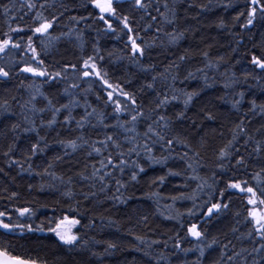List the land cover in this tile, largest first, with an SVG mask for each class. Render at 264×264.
<instances>
[{
  "label": "trees",
  "instance_id": "obj_1",
  "mask_svg": "<svg viewBox=\"0 0 264 264\" xmlns=\"http://www.w3.org/2000/svg\"><path fill=\"white\" fill-rule=\"evenodd\" d=\"M37 2L42 3L43 0H37ZM59 2L60 0H57L56 9H48L44 15L49 17L53 13L59 15V12L63 11L58 7ZM64 2L68 4L69 10L60 17L57 24L50 30V34L56 37L60 36L61 32L67 33L70 28H75L82 33V39L78 40L73 34L71 37L62 36L59 40H53V46L49 48L47 54L42 53V58L45 60V66L49 71L61 70L66 64H76L77 72L72 73L69 70L68 73L72 75V80L57 79L44 83L46 78L33 77L29 73H21L18 76L13 75L10 79L0 80V103L8 100L11 105V111L8 113L3 112V109L0 108V167L9 173L7 176L0 173V211L7 212L11 217L10 221L8 216L3 217L6 223L19 221L20 223L31 224L33 229L44 225V231L15 229L8 232L0 228V248L7 249L12 256L25 259L38 258L46 260L48 264H157L158 261L159 264H192L198 253L189 252L185 254L174 249L173 244L177 242V233H179L178 239L181 247L192 248L196 241L187 236L185 228H181L177 221L166 219V216L170 214L166 206L172 204L168 197L178 195L181 191L191 194L196 188V181L186 179L187 176L192 175L191 170L185 171L186 164L179 161L177 157L178 153L187 149L177 146L176 152L173 153V157L177 158L170 159L166 166H149L143 151H141L139 158L134 154L130 155L128 159L130 161L138 159L139 163L145 167L146 172L139 174L138 182L130 180V172L133 170L131 167L126 168L123 175L119 172L113 173L115 179H120L127 184L126 188L121 189L124 197H130L126 203L106 198L115 192L116 184L112 177L109 178L110 187L107 193L99 192L100 185L97 183L96 188L91 189L97 191V195L95 197L90 196L88 200H85L81 190L89 192L91 182L81 180L76 174L81 171H84L85 174L90 173L93 164L99 167L97 161L101 157L95 154L88 157L84 150L64 155L61 145L55 142L57 139H74L81 133L94 141L103 139L105 134L113 133L112 128H104L98 124L95 118H92V124L96 125L95 129L86 126L85 129L80 130L76 128L75 122L71 125H64V113H61L57 125L52 129L42 128L40 134L47 136L50 147L34 159L31 171L21 172L16 165L9 169L2 152L6 150V144L11 141L12 137L17 135L11 131L13 124H21V128L17 130L19 133L17 139L19 151L15 154L16 158L22 159L21 152L26 151L28 145L37 139L35 133L23 131V127L26 126L23 117L32 114L21 107L30 99L32 90L27 85L33 82L41 85V90L46 96L53 99L57 106L68 102V97L63 92L64 88L68 87L70 82L80 83V88L74 90L75 96L73 97L79 100L81 105L73 109V115L76 119L83 115V105L87 101L98 112L103 111L105 113L107 117L105 123H116L113 113L114 106L104 103L107 92L113 91V89H108L106 86L102 87L99 83H93V90L85 93L83 90L88 88L89 81L94 78H78L81 76L82 58L87 59L88 56L94 55L97 57L96 63L99 68L107 71L106 79L113 84L114 88L119 85L125 91L134 93L138 105H141L142 110L146 113L148 109L155 106L157 94L172 90L173 76H176L175 89L199 93L186 110V118L176 121L175 127L186 134L192 145L201 152V165L203 166L198 168V174L207 180L208 184H213V174H215V186L211 190L213 193L211 202H216L219 199L216 193L224 190L226 183L230 180H248L249 185L256 187V181L251 179L252 173L260 171V164L256 162L255 156L248 161L247 169L236 166L235 159H232L231 163L227 160L223 161L225 168L221 170L218 167L220 161L217 159V152L231 138L229 130L240 120H245L246 124L250 120L251 123L248 127L253 132L264 125V116L258 112L253 115L250 111V101L255 100L257 104L264 103V78H260L259 69H255L250 63L251 53L259 54V48L254 49L253 45L264 44V21L257 19L250 31L242 28L239 22L234 21L233 17L237 15L238 11L245 10L244 0H167L169 7L175 12L174 16L169 17L173 20L171 24L163 22L154 7L148 9V12L151 13L148 15L143 10H134L131 7V0L119 1L121 6L118 11L129 16L133 29L131 35L138 37L137 43H140L145 49L143 57H139V63H137L131 57V42L127 38V30L121 31L122 24H117L113 20L116 33L106 32L104 31L106 26L96 18L98 10L92 6H83L87 5L88 0H64ZM21 3L23 0H0V38H4L3 32L8 31L5 24L7 17L3 15V6L12 7L13 4H16L17 7L11 14L15 16ZM160 3L162 5L164 0H160ZM24 11L27 12L28 10L24 9ZM161 11H164L162 7ZM31 15L30 13L25 16L23 20L9 22L12 23L13 27H16L17 24L25 27L32 24ZM73 16L77 18L84 16L85 19L76 24L70 20V17ZM151 16H156L157 19L152 20ZM244 20L245 17H241V22ZM221 21H223L224 27L219 26ZM157 28H161L159 33L156 31ZM173 32H182L184 35L173 43L167 35V33ZM28 34L30 33L20 34L24 37L22 43L26 44ZM13 38L17 39L18 37L13 34ZM238 41L240 42L239 45ZM33 42L39 50V41L34 37ZM205 51L209 53L207 59L202 55ZM30 56L31 53L24 56L23 52H16L12 59L16 61L21 58L28 60ZM99 56H103L104 59L100 60ZM181 56H185L186 59L181 61L179 59ZM219 57H223L224 60L220 62ZM210 62L213 65L219 63V67H206ZM3 63L4 61L0 60V64ZM174 64H178L179 68L169 69V65ZM19 67H23V64H20ZM198 69H203V72L198 71ZM16 71H19V68ZM189 72L194 73L195 76L188 77ZM223 73H227V76L222 75ZM232 73H235V78L239 83L225 89L224 83ZM205 74L208 77L207 83L204 80ZM154 76L157 77L155 88L148 89L146 85L153 83L152 78ZM253 77L257 78L254 79ZM239 91L245 92V99L237 110L232 107L231 102L233 98L239 99L236 96ZM97 94L101 99H97ZM114 96L120 98L122 104H130L125 97L119 96L118 89L114 92ZM12 97L16 99L13 100ZM34 103L37 108H42L46 101L38 96ZM30 107L31 105H29ZM90 110L91 108H89ZM181 110H183L182 99L168 105L166 114L175 120V114ZM163 112L164 110H161L162 114ZM205 112H211L216 119L211 121L205 119ZM50 116V112L43 114L45 121ZM34 118L39 127L40 114L38 113ZM121 119L126 120L130 117L124 113ZM193 120L195 124L192 123ZM69 128L72 131H69ZM144 129L145 124L142 122L138 126V131L143 132ZM115 131L119 133L118 139L126 151L130 145H127L124 140L123 129H116ZM221 132L223 136L220 135ZM205 133L208 137L207 146L201 148L198 143L199 137ZM259 138L257 136V139ZM140 143L143 144L144 140H141ZM110 150L115 155V149ZM250 150L251 145H249ZM241 151L243 152V149ZM154 154L160 156L161 152L157 150ZM163 154L166 155L167 153ZM189 154L191 155V153ZM244 154L247 158V153ZM57 156H61L63 159L56 160L55 157ZM48 162L54 165L50 171L55 172L56 175L64 176L65 181L69 176H72V185L51 181L47 176L42 178L35 175L36 172L47 167ZM86 165L87 169H85ZM168 168L173 171H180L182 175L178 177L169 176L162 187L158 188L157 185L150 187V178L164 175ZM107 170L110 171L111 168ZM261 175L264 178V173ZM53 183L55 187H49V184ZM186 183L188 187H184ZM42 184L45 186L43 191L40 190ZM29 185L33 187L30 189ZM68 187H71L72 191L76 193L75 198H68L62 194ZM157 188L161 193L159 207L154 200L148 199L146 196V193L155 191ZM12 192H17L19 195L11 197ZM208 192L209 189L205 187L202 192L198 193L199 198L196 201L198 205L203 200L208 199ZM224 201H230L229 209L222 210L218 217L209 220L203 214L193 217L185 216L183 219L185 227L190 222L197 223L200 230L205 232L209 242L213 237L222 243L231 240L235 249L229 245V254L233 250L240 251L243 248L251 251L253 247H259V238L255 233L251 238L247 236L252 225L244 223V217L247 214L246 208L251 207L247 205L246 196L240 194L238 190L230 189L225 192ZM69 206L79 208V213L69 211ZM191 206V201H177L174 208L180 212H186ZM23 207L35 209L36 215L21 217L16 209ZM161 212L164 215H161ZM237 212L240 213L239 216L236 215ZM62 215H67L70 219H81V225L76 226L73 232L80 235L82 240H89L88 246L70 249L68 245L59 241L54 233L47 230L50 226L48 222ZM144 215L149 218L147 222L141 220ZM90 221H94V223H89ZM84 225H88V227H84ZM233 227L237 228L238 231L233 232ZM136 236L143 237L146 243L141 244L136 240ZM93 237L95 241L101 242H93ZM152 240L161 242L166 240L167 247L160 243L153 244L149 248L147 242ZM107 242L115 243L117 247L107 249ZM106 249L107 251H105ZM219 251L220 245H215L213 249L207 250L204 264H212L214 260L218 259ZM145 252H148L149 255H145ZM93 253H97V255H93ZM161 253L165 255L166 260H160ZM253 256H255L256 261H260V256L253 254L248 257V264H252ZM260 264H264V262H260Z\"/></svg>",
  "mask_w": 264,
  "mask_h": 264
},
{
  "label": "snow or ice",
  "instance_id": "obj_2",
  "mask_svg": "<svg viewBox=\"0 0 264 264\" xmlns=\"http://www.w3.org/2000/svg\"><path fill=\"white\" fill-rule=\"evenodd\" d=\"M85 7L92 6L95 10H98L96 13V18L103 22L106 26L104 31L109 33H116V28L113 27V20L117 24H122L123 28L121 31L127 30L128 40L130 43V51L131 57L134 62L139 63V57H143L145 49L142 47L140 43H137L138 37L131 35L133 29L130 23V19L128 15H124L122 11H118L120 9L119 0H88L87 5H83ZM232 6V5H229ZM16 4H13L12 7L8 5L3 6V15L7 17L5 24L7 26L8 31L3 32V37L0 38V60H3L4 63L0 64V80H7L13 77V75H20L21 73H29L33 77H41L46 78L43 82L47 83L49 81H56L57 79H63L65 81H71L72 75L68 74L69 70L72 73L77 72L76 64H66L61 70H53L49 71L45 66V60L42 58V53L47 54L50 47L53 46V40H59L62 36H73L75 34L78 40L82 39V33L78 32L75 28H70L67 33L61 32L60 36L53 37L50 34V30L53 29V26L57 24L60 17L64 15L65 12L69 10V6L64 0H60L59 9L63 11L59 12V15L51 14V16H45L44 12L48 9H56L57 8V0H43L42 3H38L37 0H23V3L19 5V10L15 16H12L13 10L16 9ZM131 7L134 10H143L148 15H151L148 12L149 8H153L162 18L165 23H173V20L170 19V16H174L175 12L172 8L169 7L167 0H164V3L161 5L160 0H131ZM161 7L164 11H161ZM24 9L28 11L25 12ZM38 9V10H37ZM244 11H238L237 15L233 17L234 21L239 22L240 26L244 29L251 30L254 26L257 19L264 21V0H244ZM31 15L32 24L26 25L25 27L19 26L17 24L16 27L12 26V23L9 21H17L23 20L25 16ZM241 17H245V20L241 22ZM84 16H80L79 18L73 16L70 17V20L79 24L81 20H84ZM152 20H156V16H151ZM220 27H224L223 21H221ZM151 27V25H149ZM156 31L159 33L161 28H157ZM30 33L27 35L26 44L21 41L24 39L21 36V33ZM13 34H15L18 38L14 39ZM170 37V41L175 43L179 39L183 37V33H167ZM239 35V34H237ZM39 41L40 49L35 46L33 42V38ZM46 38V39H45ZM238 41V45H239ZM253 48H259V54L256 52H252L250 55V63L254 66L255 69H259L260 78H264V44L262 45H253ZM236 51V49H233ZM16 52H23L24 56H28L31 53V56L28 60H24L21 58L19 61L13 60L12 57ZM202 55L207 59L209 57L208 52H203ZM100 60H103V56L98 57ZM181 61L185 60V56H181L179 58ZM97 57L92 55L88 56L87 59L81 60L82 62V70L81 76L78 78H94L89 81V86L87 89L83 91L85 93L91 92L92 84L99 83L101 86H106L108 89H113V91H108L106 98H104L105 105L114 106L113 113L114 118L116 119L115 124H107L105 120L107 119L105 113L103 111H97L96 108L91 107L87 101H85L84 113L79 118L73 115V109L75 107H80L79 100L74 99L75 96L74 90L80 88V83L70 82L68 87H65L63 92L68 97L67 103H61L59 106L53 102V99H50L45 93L41 90V85H37L35 82L27 85L30 92V99L23 104L21 107L29 111L32 115H25L23 120L26 126L23 127V131L25 133H35L37 139L35 142H31L28 145L26 151L21 152L22 159L16 158V152L19 151L17 147V139H18V129L21 128V124H13L11 125V131L16 133L9 143L6 144V150L2 152V155L6 158L5 163L9 169L16 165L19 167L20 171H31L33 168V161L36 157H38L41 153H44L49 147V143L47 142V136L41 135L42 128L52 129L58 123V118L61 113H64L63 124L71 125L73 122L76 124V128L83 130L86 126H91L93 129L96 128L95 124H92V118H95L98 124L102 125L104 128H112L114 131L112 134H105L103 139L90 140L86 138L83 133L77 136L74 139H57L55 142L61 145L64 151V155H70L71 153H75L79 150H84L88 157H92L95 154L98 157H101L96 164H93L92 171L88 174H85L84 171L78 172L76 175L80 177L83 181L91 182L89 185V192H83L81 190V194L84 196L85 200H88L89 197H95L97 195V191H92L91 189L96 188L97 183H99L100 187L98 189L99 192L107 193L110 187L109 178L113 177L114 172H119L121 175L125 172L126 168L131 167L133 170L130 172V180L132 182H138L139 174L145 173V167L139 163L137 160H129L128 157L130 155H136L137 158L140 157L141 151L145 153L146 161L149 166L152 165H161L166 166L170 159L177 158L179 161L186 164V169L191 170L192 175L187 176V180L196 181V188L193 190L191 194L186 192H179L178 195L169 196L168 199L172 201V204L166 206L169 210L170 214L166 216L168 220L177 221L181 228H185L188 237L193 238L196 243L192 248H184L181 247V243L178 239L179 233H177V242L173 244L174 249H178L179 251L187 254L189 252H197V258L192 264H204V258L206 257V251L213 249V246L220 245L219 257L214 260L212 264H248V257L253 254L260 256V261H256L255 256H253L252 264H260V262H264V178H262V173H264V125L260 128L255 129L253 132L250 130L248 125L251 123L249 120L247 124L245 120H240L238 123L234 125L229 131L231 133V138L223 144L222 147L218 149L217 159L220 161L218 167L221 170H224L225 164L223 161L227 160L229 163L232 162V159H235V165L240 168L247 169L249 164L248 161L255 156L256 162L260 164V171L254 172L251 175V179L256 181V187L249 185L248 180L243 181H228L226 183L225 189L220 190L216 193L219 199L216 202H211L213 200L212 189L215 186V180L213 174V184H208L207 180L201 177L198 174V168L202 167L201 165V152L197 150L196 147L192 145L188 136L181 131H179L175 127L176 121H181L186 118V110L191 105L193 99L199 95L198 92H187L183 89H175V81L176 76L172 77V90L170 92H161L157 94L155 100V106L153 108L148 109L146 113L142 110V106L138 105L137 100L135 98L134 93H130L120 88L117 85L115 88L112 83L106 79L108 73L106 70H102L96 63ZM224 60L223 57H219V61L222 62ZM20 64H23V67H19ZM219 67V63L213 65L211 62L206 65V67ZM179 68L178 64L169 65V69L171 68ZM19 68V71H16ZM198 71L203 72V69H198ZM222 75H226L227 73H223ZM249 75H251L249 73ZM163 77V74H161ZM195 74L192 72L188 73V77H194ZM256 79L257 77H253ZM153 83H149L146 85L148 89L155 88V81L157 77H153ZM207 75H204V80L207 83ZM246 82V81H245ZM239 83V81L235 78V73H232L231 76L228 77V80L224 83V88L229 89L233 85ZM24 86L23 84L21 85ZM119 90V96L125 97L130 104L125 105L122 104L120 98L114 96V92ZM42 97L46 104L42 108H37L35 105V101L37 97ZM236 96L239 99L233 98L232 107L234 109L239 110L242 102L245 99V92L239 91L236 93ZM15 100V97H12ZM97 99H101V97L97 94ZM182 99L183 110L179 111L175 114V120L172 116L167 115V107L174 101H179ZM251 108L250 111L253 115L257 114V112L264 116V103L257 104L255 100L250 101ZM29 105L31 107L29 108ZM0 108L3 109V112L8 113L11 111V105L8 100H4L0 103ZM89 108L91 110L89 111ZM161 110H164L163 114ZM46 112H50L51 116L46 121L43 118V114ZM40 114V126H37L36 119L34 118L37 114ZM127 113L130 119L122 120L121 116ZM154 114V115H153ZM245 116L247 114L245 113ZM204 118L211 121L215 120L216 117L211 112H205ZM145 124V129L143 132L138 131V126L141 123ZM195 124V121H192ZM116 129H123L124 140L127 145V150H124V145L121 144L118 139L119 133H117ZM69 131H72L69 128ZM59 136V133H57ZM223 136V133H220ZM257 136L260 138L257 139ZM7 139V137H5ZM144 140V143L141 144L140 141ZM207 134H203L199 137V147L205 148L207 146ZM99 145V146H98ZM249 145H251V150L249 151ZM180 146L186 151L182 153H178L177 157H173V153L176 152V147ZM110 149H115V155ZM243 149V152L241 151ZM159 150L161 152L160 156H156L154 153ZM167 153L166 155L163 153ZM191 153V155L189 154ZM244 153H247V158ZM56 160H61L63 157L57 156ZM27 165V167H25ZM54 165L51 162L47 163V167L43 168L42 171L36 172L35 175L44 177L47 176L51 179V181H58L61 184H67L69 186L73 183V177L69 176L67 181H65V177L62 175H56L55 172L50 171ZM111 168L110 171L107 169ZM87 169V165L85 166ZM0 173H4V175H9L8 172H5L3 167H0ZM182 173L180 171H173L171 168H168L167 172L164 175H159L153 178H150V184L157 185L158 188L162 187L169 176H181ZM115 192L107 196L108 200L119 201L120 203H126L127 199L130 197H124L121 189L126 188L127 184L122 182L120 179H115ZM33 186L29 185L31 189ZM44 185L40 186V190H44ZM49 187H55V184H49ZM184 187H188L187 183ZM207 187L209 189L208 199L203 200L201 204H197L196 201L199 198L198 193L202 192L203 189ZM155 190L149 193H146L148 199L154 200L159 207V200L161 199V193L159 190ZM234 189L238 190L240 194H244L246 196L247 205H250V208H246V216L244 217V223L251 224L252 228L247 232V236L251 238L255 233L259 238V247H253L251 251L248 249H241L240 251L233 250L231 254L228 252L229 245H232V241L228 240L227 243H222L217 238L213 237L209 242L204 231L200 230V226L197 223H189L187 227L183 222L185 216L193 217L198 214H203L209 220L213 217H218L222 210L229 209V202L224 201L225 192ZM119 193V195H117ZM65 197L75 198L76 193L72 191L71 187H68L66 191L62 193ZM19 193L12 192L11 197L18 196ZM177 201H191L192 206L186 210V212H180L178 209H175L174 206ZM79 203V201H77ZM174 210V214H173ZM16 211L19 213L21 217L24 216H35L36 210L23 207L18 208ZM69 211L79 213V208H72L69 206ZM164 215L163 212L160 213ZM237 216L240 215L239 212L236 213ZM8 216L9 221L11 217L7 212L0 211V228L7 230L8 232H12L15 229H26L27 231H44V225L42 224L39 228L33 229L31 224L20 223L19 221L15 223L5 222L3 217ZM148 216L144 215L141 217V220L144 222L148 221ZM207 222V221H205ZM48 231L54 233L55 236L59 238L64 245H68L71 248H82L88 246L90 241L87 239L82 240L81 236L74 233L73 229L76 226L81 225V219L73 218L70 219L67 215H62L59 218H54L49 222ZM89 223H94V221H90ZM239 223V221H238ZM84 227H88V225H84ZM233 232H237L238 229L233 227ZM243 235V234H242ZM172 239V237H170ZM187 239V237H185ZM136 240H138L141 244H145L146 241L141 236H136ZM92 241L95 243H100L101 241H95V238H92ZM163 243L165 247H167V241H158L152 240L147 242V246L151 248L153 244ZM117 245L115 243L107 242V249L116 248ZM233 249H235V245H232ZM107 249L105 251H107ZM93 255H97V253H93ZM145 255H149L148 252H145ZM160 260H166V257L163 253L160 255ZM0 264H48L46 260L42 259H34V258H21L18 256H12L7 249L0 248ZM159 264V261L157 262Z\"/></svg>",
  "mask_w": 264,
  "mask_h": 264
},
{
  "label": "rangeland",
  "instance_id": "obj_3",
  "mask_svg": "<svg viewBox=\"0 0 264 264\" xmlns=\"http://www.w3.org/2000/svg\"><path fill=\"white\" fill-rule=\"evenodd\" d=\"M119 1H124V0H119Z\"/></svg>",
  "mask_w": 264,
  "mask_h": 264
}]
</instances>
